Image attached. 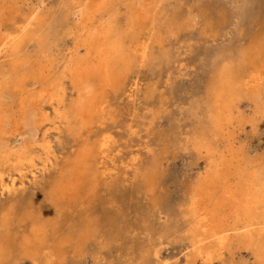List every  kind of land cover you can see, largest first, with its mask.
<instances>
[{
    "label": "bare ground",
    "instance_id": "obj_1",
    "mask_svg": "<svg viewBox=\"0 0 264 264\" xmlns=\"http://www.w3.org/2000/svg\"><path fill=\"white\" fill-rule=\"evenodd\" d=\"M64 2L61 17L46 28L47 17L34 11L0 36V61L9 67L0 68V144L6 134L24 137L18 148L0 147V196L16 193L26 172L34 183L54 173L45 193L47 207L28 206L17 215L12 207L3 211L0 230L10 235L0 233V264L23 259L65 264L69 256H80L99 226L77 202L92 201L100 182L115 185L122 176L151 196L152 174L166 148L155 132L157 122L173 119L174 111L162 85L168 88L171 82L173 57L167 50L155 51L164 22L143 0ZM6 12L9 6H0V21ZM59 24L63 36L55 29ZM28 45L42 59L40 67L33 65ZM245 59L216 67L202 103L180 114L189 120L188 128L174 125L185 152L205 156L207 162L204 177L181 208L187 249L203 264L223 259L234 242L264 264V166L241 159L232 142L235 130L247 125L235 114L239 98L264 104V62L247 72ZM150 72L155 81H147ZM27 80L38 81L40 89L25 93ZM15 93L19 113L11 119L4 100ZM67 144L74 148L69 156L63 151ZM78 207L82 215L71 221L68 215ZM64 223L67 230L57 238ZM17 226L22 231L11 235Z\"/></svg>",
    "mask_w": 264,
    "mask_h": 264
},
{
    "label": "rangeland",
    "instance_id": "obj_2",
    "mask_svg": "<svg viewBox=\"0 0 264 264\" xmlns=\"http://www.w3.org/2000/svg\"><path fill=\"white\" fill-rule=\"evenodd\" d=\"M80 1L85 3L89 0ZM143 1L144 7L153 9L158 21L164 22L155 51H169L174 61L169 70L172 73L169 87L162 83L171 98L168 105L171 104L170 110H174L173 119L165 116L155 128L156 134L166 140L164 154L152 174L156 179L155 190L150 196L141 186L133 185L130 180L125 181L123 176L115 185L100 182L99 191L92 201L86 198L77 202L82 203L86 215L97 220L99 233L96 238L86 242L80 256H69L65 264H203L187 249L189 239L184 232L187 224L182 219L181 208L204 177L207 162L205 156L199 158L194 153L185 152L180 132L174 129V125L182 124L180 128L184 130L188 128L186 125L190 124L189 120L180 114H187L191 104L202 103L216 67L239 63L241 57L245 56L242 64L247 65L248 72L262 67L264 62V0ZM126 3H119L122 13L126 10ZM64 4V0H0V6H9L10 10L0 21V36L12 31L22 23L23 16L34 11L47 17L43 24V27H47L50 22L61 17ZM12 19H16L17 23ZM125 20L123 16L121 21ZM55 29L63 36V25L59 24ZM32 47L28 45L25 50L32 54L30 59L37 68L42 59L35 56ZM5 63L0 61V68H9ZM147 81H155L151 72L147 74ZM40 87L38 81L34 83L27 80L25 93L37 91ZM14 96L9 95L4 100L11 119L19 113L20 96L17 93ZM239 99L235 114L247 125L235 130L232 139L234 151L241 159L264 166V104H256L247 96ZM125 107L128 105L125 104ZM178 117L182 121L179 122L176 119ZM6 137L7 134L0 144L5 151L18 148L24 141L20 135ZM225 144L222 142L220 146ZM73 150L67 144L63 151L69 156ZM33 157L37 162L36 156ZM26 173L27 179H24V185L16 193L0 196V218L3 211L10 207L16 215L28 206L47 207L45 193L54 173L47 174L40 183L29 181L31 173ZM82 208L73 210L68 218L77 221L82 215ZM60 225L57 238H63L68 223ZM21 231V227L17 226L12 227L10 232L17 236ZM0 233L5 237L10 235L4 229ZM155 251L159 253L157 259L152 256ZM21 264H29V260L23 259ZM212 264L258 263L254 252L234 242L231 252L223 259L213 260Z\"/></svg>",
    "mask_w": 264,
    "mask_h": 264
}]
</instances>
